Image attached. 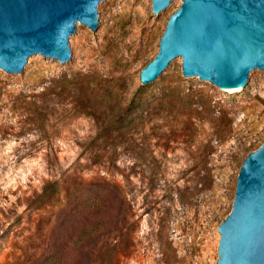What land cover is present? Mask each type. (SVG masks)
I'll return each instance as SVG.
<instances>
[{
    "label": "rangeland",
    "instance_id": "374dc122",
    "mask_svg": "<svg viewBox=\"0 0 264 264\" xmlns=\"http://www.w3.org/2000/svg\"><path fill=\"white\" fill-rule=\"evenodd\" d=\"M182 3L159 18L151 0H111L69 67L0 69V264H217L240 167L264 143V72L226 94L180 59L142 82Z\"/></svg>",
    "mask_w": 264,
    "mask_h": 264
},
{
    "label": "water",
    "instance_id": "95a60500",
    "mask_svg": "<svg viewBox=\"0 0 264 264\" xmlns=\"http://www.w3.org/2000/svg\"><path fill=\"white\" fill-rule=\"evenodd\" d=\"M111 0H0V69L24 78L44 57L70 66L81 27L100 32ZM183 2V3H182ZM170 16L154 59L141 72L150 87L182 59L191 80L226 94L247 92L264 72V0H151ZM217 264H264V143L244 159L230 213L218 228Z\"/></svg>",
    "mask_w": 264,
    "mask_h": 264
},
{
    "label": "trees",
    "instance_id": "16d2710c",
    "mask_svg": "<svg viewBox=\"0 0 264 264\" xmlns=\"http://www.w3.org/2000/svg\"><path fill=\"white\" fill-rule=\"evenodd\" d=\"M54 82V81H53ZM55 86H60L61 85V83L59 82L58 83V81H55ZM50 87H48L47 89H49ZM145 87L144 86H140L139 87V89H138V91H142L143 89H144ZM30 105L32 106V105H36V103L35 102H30ZM48 187L49 186H45V187H43V190H42V193H41V196L42 197H49L51 194H52V191L50 190V189H48Z\"/></svg>",
    "mask_w": 264,
    "mask_h": 264
}]
</instances>
